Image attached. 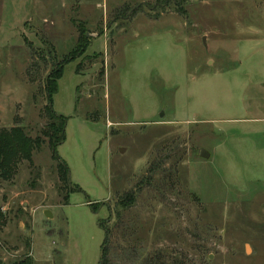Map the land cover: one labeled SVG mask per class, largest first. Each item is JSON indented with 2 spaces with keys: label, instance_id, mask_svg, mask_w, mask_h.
I'll return each instance as SVG.
<instances>
[{
  "label": "rangeland",
  "instance_id": "1",
  "mask_svg": "<svg viewBox=\"0 0 264 264\" xmlns=\"http://www.w3.org/2000/svg\"><path fill=\"white\" fill-rule=\"evenodd\" d=\"M80 31L51 100L79 189L46 141L19 161L1 262L99 264L107 227L108 264H264V0H0V127L39 134Z\"/></svg>",
  "mask_w": 264,
  "mask_h": 264
},
{
  "label": "trees",
  "instance_id": "2",
  "mask_svg": "<svg viewBox=\"0 0 264 264\" xmlns=\"http://www.w3.org/2000/svg\"><path fill=\"white\" fill-rule=\"evenodd\" d=\"M81 31L78 37V42L76 47L70 51L65 57L61 58L60 60L54 62L51 65L49 72L47 73L45 80H44V90H45V98L46 104L44 105V114H45V124L42 129H40L39 134L35 135V137L27 136L24 132V129L21 125H13L10 128H3L0 127V179H8L12 176L13 172L15 171V167L17 163L21 160H26L27 162H31L32 151L37 150L44 144L46 141L50 151L52 152V157L55 158L56 164L55 168L57 171L58 180L63 183L61 188L58 191L61 193L63 191L62 199L66 203L68 201V195L72 191H76L79 189L78 185L72 186L69 183L68 178V167H66L65 162L60 159L56 154V147L60 145L65 139V135H63L64 126L66 123V117L62 114H57L52 109V95L57 91V80L62 74V68L65 63L74 60L76 57L75 50L80 47L83 49L87 46L84 42L81 44ZM85 39V38H84ZM83 45V46H82ZM177 164L175 169L177 171ZM154 167L151 166L148 170L150 173L154 174ZM150 174V178L151 175ZM148 177V178H149ZM150 182L146 177L141 179L142 183ZM58 192V193H59ZM134 189L130 191H126L122 196L118 197L119 205L123 208L126 205L131 204L134 202L135 199ZM92 211L94 212L97 207L98 203H89ZM105 237L101 243L102 247V256L99 259V264H108L105 259V249L106 244L109 236V230L105 227ZM0 264H3L0 260ZM11 264H23L21 261L12 262Z\"/></svg>",
  "mask_w": 264,
  "mask_h": 264
},
{
  "label": "water",
  "instance_id": "3",
  "mask_svg": "<svg viewBox=\"0 0 264 264\" xmlns=\"http://www.w3.org/2000/svg\"><path fill=\"white\" fill-rule=\"evenodd\" d=\"M199 155H200V157L205 158L209 155V153L207 150L201 149L199 152ZM43 214H44V216L51 217V213L48 209L44 210ZM101 256H102V250L100 252V258H101Z\"/></svg>",
  "mask_w": 264,
  "mask_h": 264
}]
</instances>
